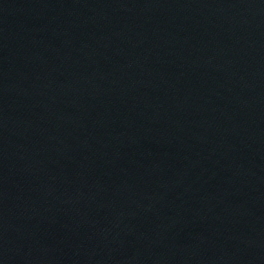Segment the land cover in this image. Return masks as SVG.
<instances>
[{
	"label": "water",
	"instance_id": "1",
	"mask_svg": "<svg viewBox=\"0 0 264 264\" xmlns=\"http://www.w3.org/2000/svg\"><path fill=\"white\" fill-rule=\"evenodd\" d=\"M0 264H264V0H0Z\"/></svg>",
	"mask_w": 264,
	"mask_h": 264
}]
</instances>
